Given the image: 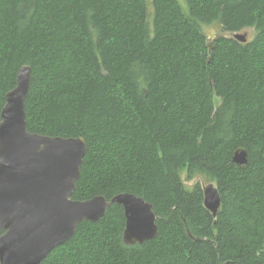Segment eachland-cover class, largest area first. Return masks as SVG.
Instances as JSON below:
<instances>
[{
  "label": "trees",
  "instance_id": "1",
  "mask_svg": "<svg viewBox=\"0 0 264 264\" xmlns=\"http://www.w3.org/2000/svg\"><path fill=\"white\" fill-rule=\"evenodd\" d=\"M23 64L27 130L85 140L72 198L130 192L158 226L125 245L111 204L39 264H264V0H0V111Z\"/></svg>",
  "mask_w": 264,
  "mask_h": 264
},
{
  "label": "water",
  "instance_id": "2",
  "mask_svg": "<svg viewBox=\"0 0 264 264\" xmlns=\"http://www.w3.org/2000/svg\"><path fill=\"white\" fill-rule=\"evenodd\" d=\"M233 37L246 40L245 34ZM29 79L30 66L23 64L0 111V264H39L73 235L78 223L97 221L111 204L123 209L125 245L154 238L156 215L140 196L120 192L110 199L72 198L87 149L85 140L27 130L24 102ZM232 160L246 164L247 152L236 150ZM202 191L204 207L215 216L220 207L217 186L209 182Z\"/></svg>",
  "mask_w": 264,
  "mask_h": 264
},
{
  "label": "rangeland",
  "instance_id": "3",
  "mask_svg": "<svg viewBox=\"0 0 264 264\" xmlns=\"http://www.w3.org/2000/svg\"><path fill=\"white\" fill-rule=\"evenodd\" d=\"M201 29L204 32V34L206 35L207 40H212L214 37H216L218 35H222V36H226V37L232 36V33L223 31L217 22H212V23L206 24V25L202 26ZM238 33L239 34H245L247 40L252 39L254 36V30L252 28L244 29L242 31H239ZM181 177L184 179V183L188 186H191V185L195 184L196 182H199L201 185L207 184V182H205L200 177H196V178H194L192 180H188V181L185 179L184 173L181 175Z\"/></svg>",
  "mask_w": 264,
  "mask_h": 264
}]
</instances>
